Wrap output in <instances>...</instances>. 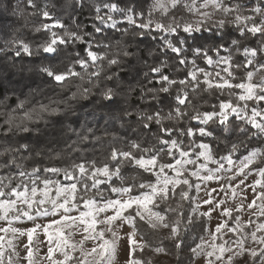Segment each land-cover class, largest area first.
I'll use <instances>...</instances> for the list:
<instances>
[{"label":"snow or ice","instance_id":"snow-or-ice-1","mask_svg":"<svg viewBox=\"0 0 264 264\" xmlns=\"http://www.w3.org/2000/svg\"><path fill=\"white\" fill-rule=\"evenodd\" d=\"M27 3L33 8L37 7L34 0H27ZM77 3H82V0H77ZM209 7L221 11L225 15L234 14V20L231 23L238 26L241 35L247 31L253 35L260 33L264 36V6L260 3L250 9L261 17L259 22L253 16L242 15L241 4L235 3L229 6L225 4V0H202L201 3H198L197 0H153L148 6L149 19L139 24H137L136 17L143 18V11H137L131 5L120 7L117 2H105L103 8H107L108 13L101 15V6L96 5L95 19L101 21L102 24L111 22L110 27L116 28L119 21L113 17L112 13H121L128 24L136 25L141 30L135 35L144 36L146 33L143 30L150 29L154 23L151 19L153 12L158 11L161 15L167 16L174 9H184L199 14L202 19L195 24L175 22V16L172 17L175 26L171 23H154L155 29L168 34L160 37L163 46L176 53L179 64L184 65L188 63L186 55L188 50L183 47L187 42L186 39L177 38L173 42L168 36L177 33L178 29H182L184 33L199 32L201 26L212 15L207 11L201 12V9ZM47 9L48 5L45 4L39 11L43 17L50 18V12ZM249 22H251L250 26ZM217 24L223 28L225 20L221 19ZM76 27L79 28L80 25ZM93 27L96 33L103 31L99 26L94 25ZM54 28L64 29L65 25L57 19L54 24L42 23L35 29L36 32L44 29L47 34V38L42 40L35 49L23 39L13 37L4 41V46L0 48V51L11 50L14 57L21 59L35 57L42 52L47 54L46 58L55 59L60 55L62 49L66 50L67 46L75 42L87 44L86 56H81L80 52H75L74 56L72 53H66L67 63H64L62 68L53 64H42L40 71L61 87H65L72 79L84 81L87 78L91 87L76 85L77 91L72 93V98H75L77 94L87 96L91 93L92 88H98L101 74H104V80L108 81L117 77L115 87L105 85L99 92L103 100L113 101L119 95L117 92V88L120 87L119 73L107 74L104 62L106 61L108 68L121 65V56L132 55L127 50V45L122 51L115 52L110 56L107 49L111 45L105 44L102 40L95 41L94 36L91 41L85 40L86 36H92L91 33L66 29L61 35L54 31ZM127 31V28L122 29L124 33ZM93 42H95L96 48L101 51L93 49ZM231 44L236 46L237 51L240 50L238 40H232ZM190 47L194 59L191 60V67L186 73L188 79L177 80L165 74L163 71L167 67L165 60L150 66L149 71L144 73L145 77H149V73L156 74L160 86L158 88L141 86L140 99L150 98L160 104L162 103L160 94H168L171 97L167 105L168 111L165 112L163 108L158 107L152 111L125 109L122 113L125 117H131L135 112L138 123L144 128H149L155 123L158 126L152 133L155 143L143 146L141 142L132 140L126 150L111 147L108 157L99 162L94 158L85 159L83 157L80 158L83 162L69 160L65 167L37 162L33 163L30 171L27 170L25 162L34 160V158L56 161L64 159L66 155L70 156L71 153L68 152V149H71L72 152L79 151L80 149L73 145L87 141L88 133H91L93 129L87 128L84 134L76 133L78 141H72L67 144L66 148L60 150L41 147L38 143L31 142L0 143V222H2L0 223V233H3L0 235V264H14V256L21 259L20 252L17 251L18 245L14 243L21 238H26V242L22 244L25 252L22 259L27 264H43L45 260L48 261V264H118L117 256L122 240L131 244L130 254L132 256L137 251L142 252L146 247H149L147 241L136 239L139 234L138 220L146 223L153 231L168 229L165 239L174 241L175 248L179 250L184 243L181 225L185 220L188 224L192 223L191 216L185 217L181 211L182 202L193 199L190 196L193 188L197 192L200 190V184L192 183L191 177L204 182L223 179L225 183L220 186L219 191L232 200H235L237 196L241 197L240 203L235 208H222L221 206L227 203L226 199L220 198L214 203L215 198L212 193L217 190L208 191L205 189L208 198L204 199L203 203L211 207L207 211H200V203H196L195 207H190V212L193 215L199 214L209 220L212 219L213 212L217 211L222 217L227 218L217 223L214 231L208 230L211 241H205L201 236L200 243L190 248L193 264H195V259L200 257H204L205 264H217L218 261H222L223 264H233L236 257L245 254L253 260L259 257V264H264V247L259 249L245 247V241L249 238L253 243L264 246V235H257L258 232H264V222L256 223L251 218L252 216H256L258 219L264 217V59L261 61L256 59L258 52L264 54V44H261L259 49L243 48L246 64L252 65L253 70L244 68L245 62L234 65L231 49L224 48L223 45H215L210 48L203 45ZM221 49L228 52L229 55H221ZM209 50L215 54V59L213 55H209ZM196 58L205 60L207 65L213 67L221 64L227 65L221 71L226 72L228 77L235 78L234 68H244L246 76L241 77V80L246 82L233 84L226 77L214 82V78L220 77L221 73L213 74L206 68L199 67L196 64ZM77 67L81 71H77ZM90 68L93 70L89 71ZM257 73H260L261 77L258 82L254 83L253 80ZM201 76L203 77L202 81ZM155 78L149 77L148 82L151 83ZM201 84L206 85L207 90L216 89L221 93L227 89L229 98L214 105L210 111L201 112L193 107L194 114L188 116L187 106H191V99L187 89H191L195 94ZM173 88H176L175 94L171 91ZM233 89L242 91L236 95ZM131 91L134 89L130 87L129 92ZM26 103L29 101L20 100L17 103V109H25ZM54 103L57 102L50 101L49 104L38 102V109L36 107L26 109L23 116L19 117L18 123L16 109H12L4 121V125L7 127L0 125V134L9 137L20 132L38 131V129H31L26 121L34 122V113L36 119H43L44 114L55 115L61 112L59 106H52ZM186 116L189 120L199 121V124L194 128L178 127L179 122ZM230 117H232L231 120ZM236 120L242 123H236ZM164 121H175L176 124L165 125ZM217 130L221 133L234 132L237 135V139L230 142L227 154L220 155L218 160L215 159V149L209 143L193 142L184 145L183 140L179 138L195 136L198 133L200 137L220 140V136H216ZM174 132L177 133V138H173ZM95 139L99 140L100 137H95ZM189 148L195 152V159L191 158ZM241 148L247 154L238 157L239 162L237 163L233 156L240 152ZM169 157H171L170 160ZM201 159L205 162L211 161L218 166L215 169H209L207 163H198ZM225 163L228 165L227 168ZM188 165L196 167L189 169ZM125 166H131L136 175L125 174L123 172ZM233 168L236 171L232 176L225 178L218 175L221 172H232ZM202 170H206L207 174L201 175ZM47 173H51L53 176L63 174L64 180L68 183L53 179L46 175ZM143 173H151L152 179H145ZM185 173H189V175H185ZM253 174L257 178L251 184L246 185V188H250L254 193L252 201L247 203V208L249 210L256 209V211L251 212L247 226L255 224V228L245 234L244 227L246 225L241 222L239 215L233 219V212L244 210L247 197L244 195L245 189L240 186L244 185L245 179ZM238 176L245 179H240L238 184L233 185L231 181ZM101 185H105L106 191L115 193L116 197L106 196L105 191L101 190ZM178 188L179 192H177ZM93 189L95 192L92 191ZM237 189L240 191L237 192ZM134 192H138V194L134 195ZM177 196L179 200L176 202V206L172 207L168 201L174 200ZM160 204H164L165 208L160 209ZM166 213H176L177 215L175 219H170ZM24 219L31 221L32 226L17 227V223ZM41 220L44 222L41 223ZM229 220H233L234 226L229 225ZM125 226H128L130 230L124 231L122 234ZM225 229L227 232L224 231ZM228 233L237 234L238 238L231 242L223 239ZM77 234L80 236L79 240L74 239ZM40 235H43L45 240H40ZM218 239L221 241L220 243H216ZM89 241L92 242V246L85 247L86 242ZM232 244H235L238 250H234ZM41 245L45 246L47 251L38 260L37 256ZM9 249L11 252L6 255ZM152 250L155 253H166L167 251L163 246V240H160ZM77 252L78 256L75 255ZM225 253H231V255L225 258ZM124 264H150V262L131 258Z\"/></svg>","mask_w":264,"mask_h":264},{"label":"trees","instance_id":"trees-1","mask_svg":"<svg viewBox=\"0 0 264 264\" xmlns=\"http://www.w3.org/2000/svg\"><path fill=\"white\" fill-rule=\"evenodd\" d=\"M105 2H117L120 7L133 6L137 11H143L144 16L136 17L137 24L146 22L148 17V6L152 3V0H82V3H77V0H34L37 7L33 8L27 0H0V48H3L4 41L13 37L23 39L25 42L30 43L33 48L44 39L47 38V34L44 29L40 32H36L35 29L42 23L54 24L59 19L65 28H54L59 34L63 35V32L67 29L70 31H78L82 33H91L92 36H86V41H91L93 36L95 41H103L105 44L111 45L107 49L111 56L115 52H120L127 45V50L132 53L129 57L121 56V65L107 67L106 61L105 68L106 73L118 72V82L120 87L117 88L119 95L111 102L105 101L99 95L100 89L105 85L109 87H115L117 77L113 80H104V74L100 77V86L98 88H92L91 93L87 96H81L77 94L75 98H72V93L77 91L76 85H83V87H91L87 82V78L84 81L79 79H72L70 83H67L65 87L59 86L51 78L47 77L45 73L40 71L42 64H53L58 68H62L64 63H67L66 53L80 52L81 56L87 55V44H81L75 42L67 46L66 50H61L60 55L55 59L46 58L47 54L41 52L40 55L35 57H24L23 59L14 57L11 50L0 51V125H4V121L7 114L16 109V115L18 117L23 116L26 109L36 107L38 109V102L49 104L50 101L57 103L52 104L53 107L59 106L61 112L50 115L44 114L43 119H36L34 113V122H27L31 129H38V131H32L30 133H17L15 136L5 137L0 134V143L7 142H31L38 143L41 147L53 148L60 150L66 148L67 144L72 141H78L76 133L84 134L87 128H92L93 131L88 133V140L85 142H78L73 147H78L80 150L72 152L70 156H65L62 160L48 161L42 158H34L25 162V166L28 171L31 170L33 163L42 162L44 165H55L58 167L67 166L69 160L96 159L100 160L108 157L111 147L117 149H127L128 144L132 140L141 142L143 146H148L149 143H155L152 133L156 131L158 127L153 123L149 128H144L138 123L135 112L131 117H125L122 115L125 109L128 110H146L152 111L155 108H163L164 111H168V103L171 97L168 94L161 93L160 97L162 103L157 104L156 101L150 98L141 100L140 95L141 86L147 87H159L158 77L156 74L149 73V77H156L149 83V77H145L144 73L149 71L150 66L159 64L160 61H167V67L164 68V73L174 79H188L186 76L187 71L191 67V60L194 59L190 46L203 45L206 48H210L215 45H223L224 48L231 49V56L233 64L244 63V68L253 70L252 65L246 64V57L243 54V48H256L259 49L261 44H264V36L260 33L255 35L245 31L244 35L238 30V26L231 23L234 20V14L225 20V25L220 28L217 24L219 20H208L202 26L199 32L184 33L182 29H178L177 33L168 36L173 42L177 38L186 39V44L183 45L187 49L188 63L181 65L178 62L176 53H173L170 49L163 46V42L160 39L161 36H167L168 34L162 33L155 29L154 23L161 22L169 24L168 20L171 17L173 11H170L167 16L161 15L160 12L153 13L151 19L154 21L150 29H144L146 33L144 36L135 35L136 32L141 31L136 25H130L124 20L121 13H112L113 17L119 21L116 28H111L110 23L102 24L101 21L96 20L95 6H101V15L108 13L107 8H103ZM230 5L239 3L242 6L241 13L250 14L255 17V20L259 22L261 17L250 9L257 3L264 6V0H225ZM48 5V11L50 12V18H45L40 13V9L44 5ZM178 11V10H177ZM180 11V10H179ZM170 16V17H169ZM190 16L186 11L181 12L175 17V22L183 24L189 21L187 18ZM173 26L175 23L172 21ZM80 25L79 28L76 26ZM99 26L103 29L102 32L96 33L93 26ZM251 22H249V26ZM242 27V26H240ZM127 28V33L122 32V29ZM195 37V39H193ZM232 40H238L240 42V50H236V46L231 44ZM119 42V43H117ZM93 49L101 51L96 48L95 42H93ZM221 55H229L223 49L220 51ZM209 55L215 54L209 50ZM257 61L264 59V54L258 52ZM196 64L199 67H204L208 71L210 65H207L205 60L196 58ZM216 70L217 66L211 67ZM244 68H234V77H226L235 84L237 82H244L241 77H245L246 73ZM93 69H89L92 71ZM77 71H81L77 67ZM219 78V77H218ZM95 80V78H93ZM203 77L201 76V81ZM134 91L129 92V88ZM189 91V98L191 99V106H187L188 116L194 114L193 107L201 112L212 110L214 105H218L221 101L229 98L228 90L225 89L223 93L221 91L212 89L207 90L206 85L201 84V87L193 94L191 89ZM175 94L176 88L171 89ZM240 89H233V92L238 95L241 93ZM20 100H27L25 109H17V103ZM234 102V101H233ZM251 104V102H249ZM188 116L184 117L179 122L178 127H195L199 124L197 120H189ZM232 117H230V120ZM236 123H242L239 120ZM167 124H176L175 121H164ZM203 126V125H202ZM71 129V131H70ZM107 133V134H105ZM216 136H220V140H216L211 137H200L197 133L195 136H183L179 137L183 140L184 145L190 143H209L216 152L215 157L219 158L220 155L227 154V149L230 147V142L237 139V135L234 132L221 133L216 131ZM95 137H100L96 140ZM173 138H177V133H173ZM188 150H192L189 148ZM246 155V151L241 148L240 152L234 154L233 158L237 159L241 155ZM169 160L171 157L168 158ZM123 172L127 175H136V172L131 166H125ZM142 172V170H141ZM46 175L53 179L60 180L63 183H68L64 180L63 174L53 176L51 173ZM145 179H152L151 173H143ZM115 179V178H114ZM191 179V178H190ZM192 183H195L194 179H191ZM119 183V181H116ZM184 187V186H181ZM101 190L105 191L106 196L116 197L115 193L106 191V186L101 185ZM95 192V189L92 190ZM179 192V188L177 189ZM138 194V192L133 193ZM192 200L183 201V208L181 211L185 217L191 216L192 223L188 224L185 220L181 225L182 229V243L181 248L177 250L175 248V242L165 239L168 234L166 230L153 231L149 226L139 221L137 222L138 233L143 237L145 241L149 243V247H155L160 240H163V246L166 247L167 258H161L159 260H153L145 253L136 252L134 256L150 264H189L193 260L190 252L191 247H195L200 242L201 236H206L209 226L207 217H202L199 214L193 215L190 212V207H195L196 189L193 188L190 192ZM97 199H100L97 197ZM179 200L177 196L174 200H169L168 203L172 206H176V202ZM160 209L165 208L164 204H160ZM158 210V209H157ZM170 219L176 218V213H166Z\"/></svg>","mask_w":264,"mask_h":264},{"label":"rangeland","instance_id":"rangeland-1","mask_svg":"<svg viewBox=\"0 0 264 264\" xmlns=\"http://www.w3.org/2000/svg\"><path fill=\"white\" fill-rule=\"evenodd\" d=\"M152 2H153V0H152ZM197 2L201 3L202 0H197ZM225 4L231 6L227 2H225ZM172 11H173V13L171 14V17L169 16L170 19L168 20V23H172V21H173L172 17L173 16H175V17L178 16L183 11H186V13H188V15L190 16L189 18H187L189 23L195 24L198 20L202 19V17L199 14H194V13L188 12L187 10H184V9H174ZM203 11H207V12L212 13L210 19H207V21L208 20H221V19L227 20L230 17V15H231V14L225 15L223 12L216 11V10H214L211 7H209L208 9H201V12H203ZM157 12L158 11L153 12V13H157ZM241 14L242 15H246V16H250V14H244V13H241ZM211 67L212 66L210 65V68L208 69L209 72H212L213 74L215 72H220L221 73L219 78L218 77L214 78V82L216 80H220L221 78L226 77V72L221 71V69L223 67H227V65H223V64L218 65L216 70L212 69ZM260 77H261V74L257 73V75L254 77L253 82L254 83L258 82L260 80ZM244 82H246V81H244ZM201 143H204V142H201ZM189 151L191 152V158L195 159V152H193L192 150H189ZM215 159L218 160L219 158L215 157ZM234 160H236L237 163L239 162L237 159H234ZM221 162L224 163L223 161H221ZM198 163H207V167L209 169H215L218 166L217 164L212 163L211 161L205 162L202 159H201V161H198ZM195 167L196 166L188 165L189 169H194ZM225 167L226 168L228 167V165L226 163H225ZM235 171H236V169L233 168L232 172H221V173H218V175L223 176V177L226 178L228 176H232L235 173ZM206 174H207V171L206 170H202L201 175H206ZM185 175H189V173H185ZM256 178H257V176L255 174H253L252 176H248L246 179L244 177L238 176L235 180L231 181V183L233 185H236V184L239 183L240 179H245V184L240 186L241 188L245 189L244 195L247 197V200L245 201L244 210L242 212H235V211L233 212V219L235 218V216L239 215L241 217V222L246 225L244 227V233L245 234L249 233L253 228H255V224H252L251 226H247V221L249 220V216L251 215V212L256 211V209L249 210L247 208V203H250L252 201L254 193L252 192V190L250 188H246V185L251 184L253 182V180L256 179ZM191 179H194L195 183H199L200 184V190H199V192H197V190H196V198H195V205H196V203H200V205H201L200 211H207L211 207L210 205H207V204L203 203V200L208 198L206 196V194H205V189H207L208 191H211L212 189H216L217 190L216 192L212 193V196L215 198L214 199V203H215L216 200H219L220 198H225L226 199L227 203H226V205H222L221 206L222 208L223 207L235 208L241 201V197L240 196H237L235 200H232V199H229V198L225 197L224 193L219 191L220 186L225 183V180H223V179L219 180V181L212 180V181H207V182L198 181L195 177H191ZM239 191H240V189H237V192H239ZM229 192H230V190H229ZM258 203H259V201H258ZM154 210H157V209H154ZM109 214H111V213H109ZM251 218L256 223L264 222V217H259V219H258L256 216H252ZM224 219H227V218L226 217H222L219 211L213 212L212 219L211 220L208 219V221H209L208 230L214 231L215 226L217 225V223L222 222ZM40 222L43 223L44 221L41 220ZM228 222H229L230 226H234L233 220H229ZM0 223H2V222H0ZM16 226L17 227H31L32 226V222L31 221H27L26 219H24L22 222H18ZM129 230H130V228L128 226H125V228L122 230V234H123L124 231H129ZM161 230L168 231V229H161ZM224 231L227 232V229H225ZM0 235H3V233H0ZM257 235L258 236L259 235H264V232H258ZM237 238H238V235L237 234H232V233H228L227 235H225L223 237V239L229 240L230 242H231V240H235ZM39 239L40 240H45V237L43 235H40ZM74 239L79 240L80 239L79 234H77L74 237ZM136 239L137 240H141V239L144 240L143 237L140 234L137 235ZM204 239H205V241H211V237L208 234V231H207L206 236H204ZM24 242H26V238H21L20 240L14 241V243L18 245L17 251L20 252V257H21V259H17L14 256L13 257L14 264H27V262L22 259V257L25 255V252H24V250L22 248V244ZM220 242L221 241L219 239L216 241V243H220ZM91 246H92V242H90V241L86 242L85 247H89L90 248ZM231 246H232V248L234 250H238L235 244H232ZM131 247H132L131 244L128 243L126 240H122L121 241V247L118 250V256H117L118 264H124V262L126 260L131 259V258H136L135 256H132L130 254ZM245 247L246 248L256 247L257 249H259L260 247H264V246L253 243L252 240L249 238L248 240L245 241ZM152 249H153V247H146L142 252L141 251H137V252L145 253L149 257H151L153 260H159L161 258H167L168 257L166 255V253H155ZM46 251H47V248L45 246L41 245L39 254L37 256V259L40 260L43 257V255H44V253ZM10 252H11V249L8 250V253H6V255L9 254ZM75 255L78 256L79 253L77 252ZM229 255H231V253H225V258H227V256H229ZM43 264H48V261H46V260L43 261ZM189 264H193V260L191 262H189ZM195 264H205L204 257H200V258L195 259ZM217 264H223V262L222 261H218ZM233 264H259V257H257L255 260H253L247 254H245L244 256L236 257V259L233 261Z\"/></svg>","mask_w":264,"mask_h":264}]
</instances>
